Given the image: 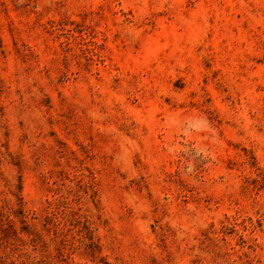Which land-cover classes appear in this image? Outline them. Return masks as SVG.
Wrapping results in <instances>:
<instances>
[{"label": "rangeland", "instance_id": "obj_1", "mask_svg": "<svg viewBox=\"0 0 264 264\" xmlns=\"http://www.w3.org/2000/svg\"><path fill=\"white\" fill-rule=\"evenodd\" d=\"M0 264H264V0H0Z\"/></svg>", "mask_w": 264, "mask_h": 264}]
</instances>
